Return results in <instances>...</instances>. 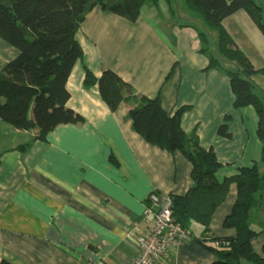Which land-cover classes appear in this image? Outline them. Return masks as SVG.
<instances>
[{"label": "crops", "instance_id": "0c3cea01", "mask_svg": "<svg viewBox=\"0 0 264 264\" xmlns=\"http://www.w3.org/2000/svg\"><path fill=\"white\" fill-rule=\"evenodd\" d=\"M174 16L170 0L146 4L134 22L95 7L77 33L83 58L67 83V106L84 121L59 125L46 139L34 140L37 129H17L0 118V264H131L139 250L138 236L147 231L141 219L150 195H184L192 186L186 156L147 142L129 118L131 104L112 111L97 86L85 87V67L96 76L111 69L137 94L159 95L168 113L187 106L182 128L195 132L202 147L214 150L221 163L216 173L220 182L259 164L264 142L256 109L234 107L229 76L208 68L196 26ZM224 25L232 36L238 25L256 35L257 25L244 10L227 17ZM18 54L0 37V72ZM255 83L257 92L261 86ZM221 125L230 136L220 134ZM260 194L250 224L260 231L253 249L263 255L264 188ZM237 195L233 182L211 219L215 237L236 236L224 220ZM192 230L163 264L216 260L197 238L199 225Z\"/></svg>", "mask_w": 264, "mask_h": 264}, {"label": "trees", "instance_id": "16d2710c", "mask_svg": "<svg viewBox=\"0 0 264 264\" xmlns=\"http://www.w3.org/2000/svg\"><path fill=\"white\" fill-rule=\"evenodd\" d=\"M159 1L0 0V37L19 51L0 72V118L17 129H37L34 140L46 139L59 125L83 122L84 117L67 106L71 97L67 83L75 64L83 58L77 33L87 14L100 7L134 22L146 4L158 5ZM186 4L217 31V40L212 43L207 30L195 27L200 51L208 57L209 69H219L229 76L234 107L256 109L259 137L264 142V102L255 92L253 79L257 74L264 75V66L255 67L224 25L227 17L244 10L264 35V4L256 0H186ZM84 85L97 86L112 111L122 103L131 104L128 115L136 132L162 149L182 152L191 162L192 186L184 195H171L173 217L190 235L192 225H199L198 240L217 257L211 264H264V246L263 255H259L252 245L260 231L250 224L251 210L260 204L264 188V147L259 164L243 167L235 176L220 182L216 173L221 163L214 150L202 147L195 132L187 134L182 128L181 118L187 106L168 113L159 95L151 98L137 94L111 69L96 76L85 67ZM219 132L230 136L226 125H221ZM233 182L238 195L224 226L234 228L236 236L215 237L211 219Z\"/></svg>", "mask_w": 264, "mask_h": 264}, {"label": "built area", "instance_id": "2783aa9c", "mask_svg": "<svg viewBox=\"0 0 264 264\" xmlns=\"http://www.w3.org/2000/svg\"><path fill=\"white\" fill-rule=\"evenodd\" d=\"M141 220L147 224V231L138 236L139 250L131 264H163L172 247L190 237L173 217L171 195L152 193Z\"/></svg>", "mask_w": 264, "mask_h": 264}, {"label": "rangeland", "instance_id": "374dc122", "mask_svg": "<svg viewBox=\"0 0 264 264\" xmlns=\"http://www.w3.org/2000/svg\"><path fill=\"white\" fill-rule=\"evenodd\" d=\"M165 1V0H164ZM257 2L264 4L263 0H256ZM172 7L175 11V20L179 22H188L194 24L199 29L203 31H208L210 34L211 42L214 43L217 40V31L211 27H209L204 21L203 17L192 10L187 8L186 0H170ZM238 29V33L233 32L234 36H232L237 43L241 44V49L247 54V56L251 59L256 68H261L264 66V35L262 32L254 26L255 33H251V30L247 28L236 26ZM262 43H261V42ZM255 44H259L257 47ZM255 82L259 83L261 88L256 92L264 102V75L258 74Z\"/></svg>", "mask_w": 264, "mask_h": 264}]
</instances>
